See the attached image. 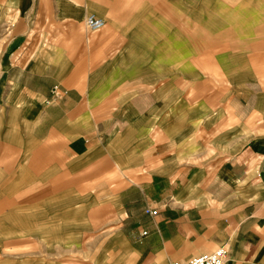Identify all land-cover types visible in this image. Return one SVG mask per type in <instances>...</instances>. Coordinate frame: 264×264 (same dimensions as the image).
I'll list each match as a JSON object with an SVG mask.
<instances>
[{"label":"crops","instance_id":"crops-1","mask_svg":"<svg viewBox=\"0 0 264 264\" xmlns=\"http://www.w3.org/2000/svg\"><path fill=\"white\" fill-rule=\"evenodd\" d=\"M97 200L101 264H264V0H0V247Z\"/></svg>","mask_w":264,"mask_h":264},{"label":"rangeland","instance_id":"rangeland-1","mask_svg":"<svg viewBox=\"0 0 264 264\" xmlns=\"http://www.w3.org/2000/svg\"><path fill=\"white\" fill-rule=\"evenodd\" d=\"M102 207L101 202L94 201L88 217H76L79 222H89L88 228H74V232L67 226L60 232L47 230L44 246L37 243V237L23 233L17 217H12L16 219L12 227L18 231L8 232L13 240L9 238L12 241L0 247V264H22L23 258L28 260L25 264H101L103 256L113 250L105 245L116 234L119 222L117 212ZM4 233L0 232V236Z\"/></svg>","mask_w":264,"mask_h":264},{"label":"built area","instance_id":"built-area-1","mask_svg":"<svg viewBox=\"0 0 264 264\" xmlns=\"http://www.w3.org/2000/svg\"><path fill=\"white\" fill-rule=\"evenodd\" d=\"M86 26L92 31H100L105 26V21L95 14H90L86 18ZM56 90L57 87L54 89L55 94ZM146 212L151 215L158 213L156 209L151 208H147ZM172 264H228V249L226 246H220L214 251L202 253L187 261H174Z\"/></svg>","mask_w":264,"mask_h":264},{"label":"bare ground","instance_id":"bare-ground-1","mask_svg":"<svg viewBox=\"0 0 264 264\" xmlns=\"http://www.w3.org/2000/svg\"><path fill=\"white\" fill-rule=\"evenodd\" d=\"M103 28H104V27H103ZM103 28H102V29H103Z\"/></svg>","mask_w":264,"mask_h":264}]
</instances>
